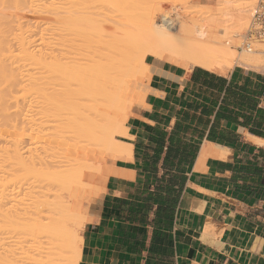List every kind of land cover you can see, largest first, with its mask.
<instances>
[{
    "label": "crops",
    "instance_id": "obj_1",
    "mask_svg": "<svg viewBox=\"0 0 264 264\" xmlns=\"http://www.w3.org/2000/svg\"><path fill=\"white\" fill-rule=\"evenodd\" d=\"M146 63L78 264H264V72Z\"/></svg>",
    "mask_w": 264,
    "mask_h": 264
},
{
    "label": "bare ground",
    "instance_id": "obj_2",
    "mask_svg": "<svg viewBox=\"0 0 264 264\" xmlns=\"http://www.w3.org/2000/svg\"><path fill=\"white\" fill-rule=\"evenodd\" d=\"M132 1L131 4L128 0H98L100 9L94 6L89 12V17L98 19V16L101 25L104 23L98 26L74 14L73 0H0V69L8 59L29 58L36 53L50 57L74 33L88 31L95 38L93 42L85 38L88 43L80 50L78 72L67 82L68 89L74 93L71 109L62 112L40 106V113L44 115L41 119L46 123L43 127L50 124V129L69 133L70 143L62 151L61 159L55 160L48 152L34 154L33 151L31 165L17 160L13 162V169L10 165L0 168V206L4 208L10 198L22 206L16 221L17 264L79 263L82 237L78 228L79 207L75 203L81 201L79 196L87 190L84 183L91 181L88 179L96 169L98 151H110L113 159L122 158L130 151L131 146L120 143L114 134L126 136V115L130 109L126 96L139 89L131 71L137 63L150 69L145 61L147 56L176 64L182 59L193 66L224 74L234 64L257 69L263 65L261 55L238 53L229 47H237L240 35L247 30L250 11L255 5L253 0H211L213 8L206 7L202 12L204 18L200 17L202 22H191L192 25L190 22L177 25L162 10L148 8L150 11H147L145 7L142 15L147 32L143 29L147 34L142 32V47L135 50L132 42L123 40L124 35L119 40L123 48L109 45L113 34L125 29L120 28L125 26L123 17L127 12L132 15L131 9L136 5ZM26 11L44 14L53 24L29 25L22 20ZM35 39L41 47L36 53L34 44L38 41ZM113 109L116 114L111 118ZM117 125L119 130H114ZM45 128H42L44 132ZM38 136L35 135L37 139ZM33 139L36 140L34 136ZM34 140L30 146L36 149L39 142ZM75 245L79 255L73 260L70 252Z\"/></svg>",
    "mask_w": 264,
    "mask_h": 264
},
{
    "label": "rangeland",
    "instance_id": "obj_3",
    "mask_svg": "<svg viewBox=\"0 0 264 264\" xmlns=\"http://www.w3.org/2000/svg\"><path fill=\"white\" fill-rule=\"evenodd\" d=\"M128 1L131 4L133 2L132 0V2L130 0ZM134 1L136 3V8L134 7V9H131L132 15L127 12L128 15L126 17H123L125 18V20H122L123 24L126 27L120 26V29H128H126V31L125 29H122L120 30L121 32L117 30L119 32H115L113 34L114 36L111 38L113 41H109V45L114 44L116 47H121L119 46L121 44L119 40L121 39L120 37H123L124 35V39H122L125 40L127 38L126 42H132L134 44L133 46H136L134 48L135 50L141 48L143 45V36L147 34V27L143 18L144 15H142L146 9L147 11L149 9H160L168 16L170 15L172 19L176 20L177 25H181L182 22V25H189L191 24V22L193 24L201 23V18H204L203 13L206 11V7L208 8L209 6L213 8L214 6L213 4L209 3L211 2V0H205L201 3H199L197 0ZM253 1L256 3L255 0ZM167 2L171 3L167 4ZM73 3L74 5L72 4L71 10L75 15L82 17L86 20V22L89 20L94 21V23H96L98 26H102L104 24L102 23L101 25V21L98 20L100 19L98 16V19L95 18V15V17L93 18V15L89 17L91 14H89V12H91V7L93 8L94 6H96L97 10L100 9L98 0H73ZM145 7L147 8L145 9ZM140 19H142V22L140 21ZM22 20L32 26L41 25V27H46L53 24V21L48 19V17H46L44 14L31 11L24 12ZM131 22L133 23V26ZM134 24H137L139 26L136 27L137 25ZM143 27L144 29H146V32ZM130 29H132V31H130ZM142 32L143 34H146L143 35ZM245 32L246 29L240 35V42H238V45H236L237 47L241 44V38ZM72 33L69 35H72ZM75 34L77 33L69 36V38L72 37V39H68V41L64 43L63 46L59 45V47L56 49V51H58L54 54L51 53L50 57L40 56V53H36L38 52L37 49H40L41 47L39 48V41L36 40L38 39V37L36 35H33V37L36 38L35 40L38 41L34 44L35 49L33 47L34 52L36 53L34 54V56H31L29 58L8 59L3 61V66L0 69V168H2L3 165H10L13 169V162H16L17 160H22L26 165H31L33 161L31 156L33 155V151H44L45 153L48 152L55 160H60L62 151H66V148L68 147L67 144L70 143V139L68 138L69 133H63L62 131L59 132L54 128L50 129L48 128L50 127V124H48V126H45L49 130L43 127L46 123H44L45 119H41L44 115L40 113V106L46 105L49 108H52L54 111L58 110L62 112H67L72 107L74 93L68 89L67 82L71 78V76H75L78 72L77 62L80 58L81 48H83V46H85V44H87L88 42L95 41L94 36H92V34H89L88 31L81 34L78 33L77 35ZM85 38L88 39V42L85 41ZM234 46L230 45L229 47L236 50L237 47ZM147 57L155 58L152 56ZM261 58L264 65V57ZM169 62L173 63L172 61ZM177 64L183 65L187 68L194 67L189 62H183L182 59H179L177 61ZM236 65L237 64H234V66ZM234 66H232V68ZM232 68H230L229 70H231ZM256 70L258 69L256 68ZM131 71L133 75L132 77L136 80V84L139 89L136 92L134 91L127 94L126 96L128 102L127 104L130 108L127 111L129 115L135 107L141 104L145 96L146 86L148 85L150 80V69L145 68L142 64L137 63L134 68L131 69ZM115 114L116 109H113L111 118H114ZM128 114L126 116H129ZM41 127L43 129L45 128L46 132H44ZM115 127H113L114 130H119V125ZM39 133L41 137L38 136ZM35 135L38 136V139L37 137H35ZM114 135L115 138L118 139L119 133L116 132ZM33 136L36 140L33 139ZM32 140L39 142L36 149H34V147L31 148L30 146ZM29 151H31V153ZM98 152L99 153H97V157H95L97 158V160L95 159L96 169L92 174L93 177L90 176L91 179L89 178L88 180L91 181H87L90 184L87 182L84 183V188L86 187L85 189L87 190L86 192H83L84 195L82 194L79 196L81 198L78 200L81 201H76L78 203H75L78 204L77 208L79 207V215L77 214V218L79 223L78 228L80 236L83 233L84 225L88 222V218L90 219L91 209L94 201L98 198V196L102 194V191L100 189H103L102 186L108 176V173L105 170V164L110 158H113L110 151ZM34 154H36V152ZM9 180L10 178L7 181ZM7 181H5L4 183H6ZM24 181V186H26L27 181ZM10 201L6 203L4 208L3 206H0L2 209V211L0 210V264H17L16 258L18 250L16 246V221L18 214L21 213L22 206L20 204H17L18 202L12 201L11 198ZM75 246L72 249L73 252L69 251L71 253L69 254L72 258H75L76 255H79V249L77 245Z\"/></svg>",
    "mask_w": 264,
    "mask_h": 264
},
{
    "label": "built area",
    "instance_id": "obj_4",
    "mask_svg": "<svg viewBox=\"0 0 264 264\" xmlns=\"http://www.w3.org/2000/svg\"><path fill=\"white\" fill-rule=\"evenodd\" d=\"M255 1V6L250 11L248 28L236 50L238 53L257 54L264 57V0ZM258 70L264 72V65Z\"/></svg>",
    "mask_w": 264,
    "mask_h": 264
}]
</instances>
